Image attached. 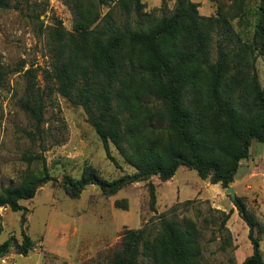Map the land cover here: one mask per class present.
I'll use <instances>...</instances> for the list:
<instances>
[{
  "label": "trees",
  "instance_id": "trees-1",
  "mask_svg": "<svg viewBox=\"0 0 264 264\" xmlns=\"http://www.w3.org/2000/svg\"><path fill=\"white\" fill-rule=\"evenodd\" d=\"M14 2L0 0V10H10ZM260 2L253 37L244 41L234 31L235 16L203 17L190 0H177L172 14L159 17L146 12L141 0H64L73 30L66 31L61 22L49 30L51 62L43 79L53 84L43 92L36 71L27 69L21 108L40 125L46 97L60 94L84 110L108 154L112 144L135 169L108 181L88 166L81 178H64L70 198H78L88 185L110 197L155 176L167 182L180 167L230 188L252 144H264V88L256 69L257 56L264 57ZM215 35L223 41L216 42L213 59ZM7 80L0 64V89ZM25 160L29 169L20 184L0 193V208L24 215L28 209L20 202L34 199L40 187L54 181L42 155ZM148 187L150 210L156 212V188L151 182ZM233 203L252 244L242 264H264L255 235L263 234L264 226L242 198ZM178 211V205L172 207L157 227L151 222L125 231L118 247L93 264H201L200 230ZM22 236L21 245L13 237L1 244L0 258L13 246L27 255L33 242Z\"/></svg>",
  "mask_w": 264,
  "mask_h": 264
},
{
  "label": "rangeland",
  "instance_id": "rangeland-1",
  "mask_svg": "<svg viewBox=\"0 0 264 264\" xmlns=\"http://www.w3.org/2000/svg\"><path fill=\"white\" fill-rule=\"evenodd\" d=\"M141 1L145 11L157 17L172 14L177 2ZM190 1L199 5L203 17H215L219 12L235 16V33L244 41L252 39L260 0ZM58 22L72 32L73 15L64 0H15L10 10H0V64L8 73L7 83L0 89V193L20 184L29 169L28 157L42 155L54 178L38 189L34 199L20 202L28 209L25 215L0 208V245L12 237L21 245L23 232L33 242L27 255L13 246L0 264L102 262L118 247L125 231L151 222L157 227L159 217L176 205L179 217L193 220L200 230L201 264H242L252 254L249 227L227 189L202 180L194 170L180 167L167 182L157 176L150 179L156 188V212L150 210L149 182L129 185L110 197L95 185H88L76 199L66 194L64 178L79 179L88 166L108 181L131 175L135 169L112 144L108 154L84 110L60 94L46 97L40 125L21 108L27 69L36 71L43 92L53 84L44 81L43 74L51 62L48 33ZM217 41L223 38L215 35L213 59ZM256 69L264 88L263 56H257ZM230 188L244 200L258 225L264 226V144H252L250 156L241 162ZM255 235L264 258V233L256 231Z\"/></svg>",
  "mask_w": 264,
  "mask_h": 264
},
{
  "label": "water",
  "instance_id": "water-1",
  "mask_svg": "<svg viewBox=\"0 0 264 264\" xmlns=\"http://www.w3.org/2000/svg\"><path fill=\"white\" fill-rule=\"evenodd\" d=\"M227 193L231 195L233 199L236 198V194L232 188L227 189Z\"/></svg>",
  "mask_w": 264,
  "mask_h": 264
}]
</instances>
